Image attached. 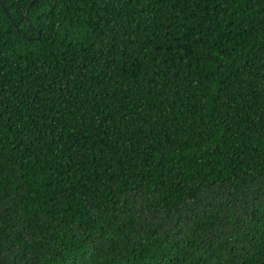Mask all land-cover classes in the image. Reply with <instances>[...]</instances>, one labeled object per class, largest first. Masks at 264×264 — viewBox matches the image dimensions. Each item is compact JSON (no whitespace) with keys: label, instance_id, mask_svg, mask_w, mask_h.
Listing matches in <instances>:
<instances>
[{"label":"trees","instance_id":"obj_1","mask_svg":"<svg viewBox=\"0 0 264 264\" xmlns=\"http://www.w3.org/2000/svg\"><path fill=\"white\" fill-rule=\"evenodd\" d=\"M0 264H264V0H0Z\"/></svg>","mask_w":264,"mask_h":264},{"label":"water","instance_id":"obj_2","mask_svg":"<svg viewBox=\"0 0 264 264\" xmlns=\"http://www.w3.org/2000/svg\"><path fill=\"white\" fill-rule=\"evenodd\" d=\"M32 3L33 2H31V4H29L28 5V7H27V9H26V14H27V21H29V18H28V9L30 8V6L32 5ZM1 5H2V7L4 8V10H5V13H6V15H7V17H8V19H10L11 20V17H10V15H9V12L6 10V8H5V6H4V4L1 2Z\"/></svg>","mask_w":264,"mask_h":264}]
</instances>
